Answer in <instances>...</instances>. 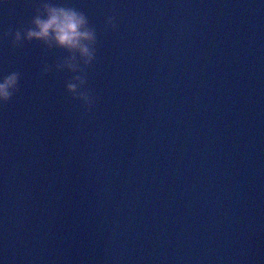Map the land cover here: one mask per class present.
<instances>
[{
	"label": "water",
	"instance_id": "1",
	"mask_svg": "<svg viewBox=\"0 0 264 264\" xmlns=\"http://www.w3.org/2000/svg\"><path fill=\"white\" fill-rule=\"evenodd\" d=\"M62 2L96 31L92 108L186 173L264 252V0ZM38 3L0 0V48L73 96V73L55 68L65 50L12 41Z\"/></svg>",
	"mask_w": 264,
	"mask_h": 264
},
{
	"label": "clouds",
	"instance_id": "2",
	"mask_svg": "<svg viewBox=\"0 0 264 264\" xmlns=\"http://www.w3.org/2000/svg\"><path fill=\"white\" fill-rule=\"evenodd\" d=\"M105 23L115 28L114 17H107ZM35 40L47 47L55 46L68 55L55 64L57 70L73 73L65 82V89L75 99L82 101L90 109L95 97L85 88L84 68L95 59L96 31L87 16L62 0H39L28 27L12 34L14 44ZM49 65L42 68L44 74ZM19 73L13 71L0 74V103L7 102L17 89ZM0 264H3L0 261Z\"/></svg>",
	"mask_w": 264,
	"mask_h": 264
}]
</instances>
